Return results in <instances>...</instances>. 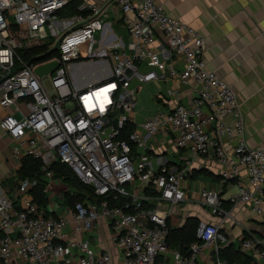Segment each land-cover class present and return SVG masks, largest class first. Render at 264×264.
<instances>
[{
    "label": "built area",
    "instance_id": "obj_1",
    "mask_svg": "<svg viewBox=\"0 0 264 264\" xmlns=\"http://www.w3.org/2000/svg\"><path fill=\"white\" fill-rule=\"evenodd\" d=\"M106 1L119 6L128 42L99 3H90L87 14L61 16L69 0H0V127L14 142L5 160L33 157L48 180L42 206L32 180H21L11 193L0 176V264H113L111 253L87 236L101 220L123 264H238L220 257L230 242L225 224H240L233 211L240 205L264 213V148L247 143L236 93L208 69L199 29L170 16L156 0ZM44 47L40 56L55 55L43 62L28 63L21 52ZM175 57L183 62L181 71ZM53 60V72L36 73ZM167 69L190 86L191 100H174L136 122L131 114L139 91ZM96 71L103 76L86 82ZM129 124L135 128L125 134ZM234 138L238 143L228 147ZM169 149L208 157L224 167L223 187L238 186L231 209L222 204V189L201 187V206L219 221H200L186 253L172 248L168 236L169 221L187 199L190 163L175 167L167 158L154 159ZM56 163L68 165L100 200L64 201L59 214V192L52 188L61 183ZM243 166L249 184L241 180ZM239 238L250 258L246 264H264V240L251 231Z\"/></svg>",
    "mask_w": 264,
    "mask_h": 264
},
{
    "label": "crops",
    "instance_id": "obj_2",
    "mask_svg": "<svg viewBox=\"0 0 264 264\" xmlns=\"http://www.w3.org/2000/svg\"><path fill=\"white\" fill-rule=\"evenodd\" d=\"M81 1L80 9L87 10L83 14L88 13L90 3L102 4L108 14L106 19L111 22L113 30L125 41L130 40L121 10L115 2ZM156 2L162 5L170 16L202 32L206 40L203 58L209 70L216 72L233 87L244 118L247 143L251 147L264 148V0H156ZM175 60L177 70L181 71L182 60L178 57H175ZM162 75L158 80L144 85L139 91L134 111L136 122H142L160 106L169 108L174 100L185 104L191 100L190 86L183 85L177 78L170 76L168 69L162 72ZM102 76L99 71L90 73L86 82L98 80ZM172 90L176 91L173 97L170 93ZM231 120L232 117H228V121ZM237 143V139L234 138L228 143V147L232 148ZM13 145V140L0 127V176L6 179L5 186L11 193L16 186L10 181L21 166L20 162L5 160V155L11 154ZM169 151L173 156L167 157ZM160 153L162 156L154 155V159L167 157L175 167L181 166L186 161L190 163L185 181L187 199L180 203L171 219L172 224L183 223L189 216L198 217L200 221L218 222L217 216L201 206L199 191L204 185L211 190L222 189L221 198L223 201H228L233 195L224 194L229 191L231 185L236 184V181L224 189L220 183L224 167L208 157H194L184 150L169 149ZM194 172L196 174L191 175ZM240 177L244 183L249 184L247 169L244 166L240 167ZM55 200L60 205L59 214L65 212L63 196L58 193ZM233 211L240 224L233 225L231 222L225 224L230 237L229 244L234 243L239 247L235 240H240V235L245 231H251L264 240V213H256L250 207L243 205ZM68 215L71 220V230L74 220L72 215ZM87 236L99 249L111 253L113 264H123L122 252L111 242L106 220H101ZM160 262L161 259L158 263Z\"/></svg>",
    "mask_w": 264,
    "mask_h": 264
},
{
    "label": "trees",
    "instance_id": "obj_3",
    "mask_svg": "<svg viewBox=\"0 0 264 264\" xmlns=\"http://www.w3.org/2000/svg\"><path fill=\"white\" fill-rule=\"evenodd\" d=\"M82 4L81 0H69L68 4L65 8L60 12L61 16H72L77 13H86V9H80ZM40 50H46V48H42ZM32 51H39V49L28 50L27 52L21 51L23 56L25 57L28 63H37L43 62L51 59L55 55V50H51L46 52L45 55L40 57H34L31 55ZM135 128L134 124H129L127 132L132 131ZM55 170L56 177L61 179V183L57 186H53V189H56L58 192L61 190L63 193V199L66 204L74 205L77 201L83 200L84 198H89L92 201H98V197L94 194L93 190L80 182L78 177L75 175L73 170L66 164L56 163L53 166ZM196 174V172L191 175ZM25 178H29L32 182L35 183L32 188V194L34 199L42 206H46L48 203V197L44 192L48 184V180L46 179L44 173L41 170V162L39 160L34 159L33 157L26 156L22 162L20 168L17 170L14 178L11 179V183L13 186H17L19 182ZM226 184L224 186H227ZM223 206L226 209H231L233 203L231 201H223ZM200 220L198 217L189 216L187 217L183 223H177L176 225L172 224L169 221L170 233L168 236V240L170 246L174 249H178L181 252L186 253L188 251L189 245L195 241L196 231ZM220 257L223 259H227L232 263L238 264H246L250 261V258L244 254L240 247H236L234 243H231L224 247L220 251Z\"/></svg>",
    "mask_w": 264,
    "mask_h": 264
},
{
    "label": "rangeland",
    "instance_id": "obj_4",
    "mask_svg": "<svg viewBox=\"0 0 264 264\" xmlns=\"http://www.w3.org/2000/svg\"><path fill=\"white\" fill-rule=\"evenodd\" d=\"M116 32V31H115ZM117 33V32H116ZM100 37V34L98 33L97 34V38H99ZM50 39H52V40H56L57 39V36H50L49 37ZM43 53V50H41V51H32V55L34 56V57H39L41 54ZM99 75V74H98ZM97 75V76H98ZM94 78L96 77V75H94L93 76ZM85 80V79H84ZM87 80V79H86ZM85 80V81H86ZM138 109V108H137ZM132 117H134V112H132ZM164 136H165V134L163 133V132H159L157 135H156V137H157V139H159V140H162L163 138H164ZM168 139H169V137H167ZM155 144H159V141H157ZM170 145H171V143H169V142H167V147H170ZM171 150V149H170ZM170 156H173V153L171 152V151H169V154L167 155V157H170ZM166 157V158H167ZM168 159V158H167ZM179 160V159H178ZM187 166L186 165V163H183L181 166ZM238 192V186L236 185V184H233V185H231L230 186V189H229V191L228 192H226L224 195H235L236 193ZM59 193L61 194V193H63L61 190H59ZM62 195V194H61ZM236 241V244L239 246L240 245V240L239 239H236L235 240Z\"/></svg>",
    "mask_w": 264,
    "mask_h": 264
},
{
    "label": "water",
    "instance_id": "obj_5",
    "mask_svg": "<svg viewBox=\"0 0 264 264\" xmlns=\"http://www.w3.org/2000/svg\"><path fill=\"white\" fill-rule=\"evenodd\" d=\"M57 65V61L53 60L43 65L37 66L35 71L39 76L48 75L56 69Z\"/></svg>",
    "mask_w": 264,
    "mask_h": 264
}]
</instances>
